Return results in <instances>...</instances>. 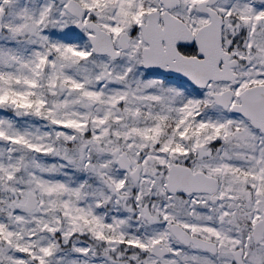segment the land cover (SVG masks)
<instances>
[{
	"label": "snow or ice",
	"instance_id": "snow-or-ice-1",
	"mask_svg": "<svg viewBox=\"0 0 264 264\" xmlns=\"http://www.w3.org/2000/svg\"><path fill=\"white\" fill-rule=\"evenodd\" d=\"M0 264H264V0H0Z\"/></svg>",
	"mask_w": 264,
	"mask_h": 264
}]
</instances>
